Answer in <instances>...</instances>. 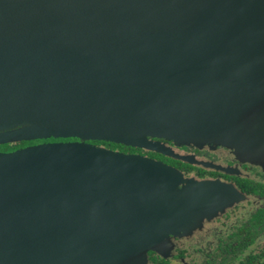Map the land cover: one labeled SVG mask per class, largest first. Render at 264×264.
<instances>
[{
    "label": "water",
    "instance_id": "95a60500",
    "mask_svg": "<svg viewBox=\"0 0 264 264\" xmlns=\"http://www.w3.org/2000/svg\"><path fill=\"white\" fill-rule=\"evenodd\" d=\"M259 135L264 0H0V144L74 138L0 150V264H142L225 188L92 140Z\"/></svg>",
    "mask_w": 264,
    "mask_h": 264
},
{
    "label": "flooded vegetation",
    "instance_id": "af4514ba",
    "mask_svg": "<svg viewBox=\"0 0 264 264\" xmlns=\"http://www.w3.org/2000/svg\"><path fill=\"white\" fill-rule=\"evenodd\" d=\"M261 137L256 142L243 140L240 159L222 145L198 148L159 139L175 153L192 155V163L144 148L125 145V149L112 148L161 160L178 169L185 179L225 184L212 197L208 218L190 232L170 235L168 243L148 249L142 264H264V138ZM197 161L207 162L208 166Z\"/></svg>",
    "mask_w": 264,
    "mask_h": 264
},
{
    "label": "trees",
    "instance_id": "16d2710c",
    "mask_svg": "<svg viewBox=\"0 0 264 264\" xmlns=\"http://www.w3.org/2000/svg\"><path fill=\"white\" fill-rule=\"evenodd\" d=\"M68 139H73L71 137L69 138H47V139H34V140H21L19 142L16 143H4V144H0V150L1 151H9V150H13L16 149L18 147H22V146H26L27 144H31V143H36V142H41V141H56V140H68ZM93 143L95 144H101V145H105L106 147L109 148H118V149H125L126 147L122 144H116V143H111V142H107V141H101V140H92Z\"/></svg>",
    "mask_w": 264,
    "mask_h": 264
},
{
    "label": "rangeland",
    "instance_id": "374dc122",
    "mask_svg": "<svg viewBox=\"0 0 264 264\" xmlns=\"http://www.w3.org/2000/svg\"><path fill=\"white\" fill-rule=\"evenodd\" d=\"M19 141H21V140H15V141H11V143H16V142H19ZM196 226H198V225H196ZM195 226V227H196ZM195 227H193V228H195ZM191 231V230H190ZM190 231H187V232H181V234H179V235H182V234H186V233H188V232H190ZM172 235V234H171ZM170 236V235H169ZM206 239V240H205ZM167 240H169V237H168V239ZM204 240L206 241V243H205V246H207V243H208V238H204Z\"/></svg>",
    "mask_w": 264,
    "mask_h": 264
}]
</instances>
